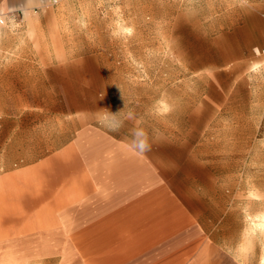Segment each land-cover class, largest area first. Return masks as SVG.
I'll use <instances>...</instances> for the list:
<instances>
[{
	"label": "rangeland",
	"instance_id": "1",
	"mask_svg": "<svg viewBox=\"0 0 264 264\" xmlns=\"http://www.w3.org/2000/svg\"><path fill=\"white\" fill-rule=\"evenodd\" d=\"M8 1L26 15L8 42L35 52L0 68V159L47 161L73 179L98 163L107 177L131 171L154 204L213 220L218 250L264 264V0H71L70 20L47 35L33 16L42 0ZM56 230L77 253L35 264H80L85 227ZM3 264L33 263L9 253Z\"/></svg>",
	"mask_w": 264,
	"mask_h": 264
},
{
	"label": "crops",
	"instance_id": "2",
	"mask_svg": "<svg viewBox=\"0 0 264 264\" xmlns=\"http://www.w3.org/2000/svg\"><path fill=\"white\" fill-rule=\"evenodd\" d=\"M71 2L42 0L44 7L38 6L33 16L44 35L70 20ZM14 4L8 0L0 3V14L6 20L0 24V68L5 70L20 68V60L32 58L35 52L32 44L8 42L18 34L17 25L26 22L22 9L12 7ZM55 34L65 35L62 31ZM46 47L41 52L48 56L52 49ZM41 66L56 64L46 60ZM75 147L83 150L86 143L80 141ZM63 152L67 155L70 149ZM85 155L87 160L98 159ZM100 168L98 163L92 177L86 174L73 179L49 170L47 161L0 159V264L9 253L17 259L26 256L33 264L60 252L71 253L72 259L76 250L64 232L56 229L75 225L85 227L80 264H244L227 250H218L223 243L217 240V231L207 232L206 224L213 225V220L202 221L178 206L154 204L147 193L151 182L138 180L131 171L120 172L115 167L107 177ZM80 180H86L90 193L83 195ZM76 208L82 212L79 223L69 218ZM42 242H48L51 254H40Z\"/></svg>",
	"mask_w": 264,
	"mask_h": 264
},
{
	"label": "built area",
	"instance_id": "3",
	"mask_svg": "<svg viewBox=\"0 0 264 264\" xmlns=\"http://www.w3.org/2000/svg\"><path fill=\"white\" fill-rule=\"evenodd\" d=\"M52 2H53V3H57L58 0H52ZM5 22H6V20H5V16H4V14H0V24H1V25H4ZM254 52H255L256 54H262V55H264V46L261 47V48H260V47H256V48L254 49Z\"/></svg>",
	"mask_w": 264,
	"mask_h": 264
},
{
	"label": "bare ground",
	"instance_id": "4",
	"mask_svg": "<svg viewBox=\"0 0 264 264\" xmlns=\"http://www.w3.org/2000/svg\"><path fill=\"white\" fill-rule=\"evenodd\" d=\"M260 222H261V225L264 226V213H263L262 217L260 218Z\"/></svg>",
	"mask_w": 264,
	"mask_h": 264
}]
</instances>
